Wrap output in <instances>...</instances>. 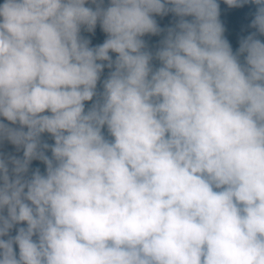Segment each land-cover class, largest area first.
<instances>
[{"label":"clouds","instance_id":"1","mask_svg":"<svg viewBox=\"0 0 264 264\" xmlns=\"http://www.w3.org/2000/svg\"><path fill=\"white\" fill-rule=\"evenodd\" d=\"M223 2L235 52L219 0L0 3V264H264V0Z\"/></svg>","mask_w":264,"mask_h":264},{"label":"trees","instance_id":"2","mask_svg":"<svg viewBox=\"0 0 264 264\" xmlns=\"http://www.w3.org/2000/svg\"><path fill=\"white\" fill-rule=\"evenodd\" d=\"M3 1V0H0ZM110 0H104V7L109 6ZM220 3V19L225 27V37L230 42L233 52L237 51L239 48V42L242 38H245L247 35L251 34L255 29L250 27L251 21L254 18V12H255V6L254 5H245L241 8H229L226 4H224L223 0H219ZM86 6L95 8V5H92L91 3L86 4ZM156 19L158 25L162 29H167L168 27H173L178 20L177 17L174 16V14L169 13L166 16H154ZM190 19V18H189ZM164 35H166V32H162L160 35H145L142 39L146 41L147 49L152 51L153 53L159 46L160 41L163 39ZM81 36L83 38H86L90 41V47H95L97 45H100L104 42V40L107 38V34L104 33L100 27L99 22L97 23V26L94 30V32H87L84 28L81 29ZM261 39L262 42H264V36L258 37ZM110 55L115 59V53H110ZM241 62H243V57H241ZM153 66H158L159 61L153 60ZM109 69L105 68L103 73L101 74L103 79L107 78ZM98 82L97 90L98 92L102 91L103 88L102 83ZM3 118H0L2 120ZM5 123H8L7 121H4ZM43 139L46 140L49 144L54 143V141L50 138L48 134H44ZM0 154H3L4 156L12 155L17 157L23 156V149L20 151H17L16 146L12 145L11 143L4 141L0 143ZM49 156L51 153H47ZM41 161H33L30 165V172L34 170L35 168H39L41 172L43 173L45 171L46 166L43 165ZM12 235H15V229L11 233ZM16 251L18 252V246H15Z\"/></svg>","mask_w":264,"mask_h":264},{"label":"rangeland","instance_id":"3","mask_svg":"<svg viewBox=\"0 0 264 264\" xmlns=\"http://www.w3.org/2000/svg\"><path fill=\"white\" fill-rule=\"evenodd\" d=\"M0 3H3V1H0ZM159 66H160V65L158 64V66H155V67H159ZM103 80H104V79H103V77H102V75H101V80H100L99 82L102 83ZM100 83H99V84H100ZM100 86H102V85H100ZM94 99H95V98H94ZM91 103H92V102H86V110H87L88 107L91 106ZM104 131H105V134L107 135L106 128H105ZM43 165H44V164H43ZM43 165H41L40 167H42Z\"/></svg>","mask_w":264,"mask_h":264}]
</instances>
